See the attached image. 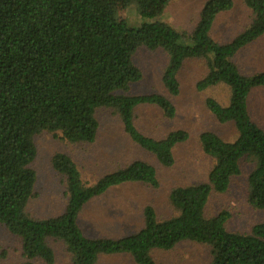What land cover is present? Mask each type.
Wrapping results in <instances>:
<instances>
[{"label":"trees","instance_id":"16d2710c","mask_svg":"<svg viewBox=\"0 0 264 264\" xmlns=\"http://www.w3.org/2000/svg\"><path fill=\"white\" fill-rule=\"evenodd\" d=\"M170 1L0 0V223L20 238L24 259L19 264H34L35 259L52 264L55 254L48 238L66 246L72 264H96L102 254L130 255L135 264H165L154 260L153 250H168L181 241L207 246L209 264H264V220L249 232H236L226 227L228 212L205 214L211 194L228 189L244 158L253 161L247 201L264 210V130L248 111L250 91L264 88V71L245 75L232 60L264 34V0H244L252 20L222 43L210 31L217 15L232 8L233 0H206L190 33L160 18ZM130 4L136 5L142 19L137 25L119 15ZM139 47L167 53L162 82L172 95L179 92L177 72L183 62L205 59L208 71L196 87L203 90L224 83L230 88L227 105L210 97L206 106L220 123L234 124L235 139L202 132L201 148L213 161L207 179L171 189L168 197L178 211L175 216L160 219L152 206H144L143 226L120 238L85 235L77 223L79 212L114 186L140 182L157 187L155 167L135 160L86 185L72 158L57 152L51 165L64 176L65 207L55 216L31 217L26 205L36 180L31 167L37 153L35 134L58 131L71 143H91L99 107L113 108L132 141L154 154L162 166L173 165L174 147L189 134L178 129L153 138L134 123V111L141 105L158 107L168 118L175 115L164 94H128L129 85L142 77L132 60Z\"/></svg>","mask_w":264,"mask_h":264},{"label":"rangeland","instance_id":"374dc122","mask_svg":"<svg viewBox=\"0 0 264 264\" xmlns=\"http://www.w3.org/2000/svg\"><path fill=\"white\" fill-rule=\"evenodd\" d=\"M206 0H171L161 19L179 31L190 33L195 27L203 3ZM129 25H137L141 17L135 4H130L119 13ZM252 12L244 0H233L230 10L217 15L210 35L218 42H226L242 31L252 20ZM134 64L141 70L140 80L131 83L128 94H164L173 103L175 115L164 116L155 106L141 105L134 111V123L146 136L164 137L168 132L184 130L189 136L174 149V163L162 166L156 156L132 141L118 113L111 107H99L95 111L98 121L97 136L91 143H71L58 131L42 130L35 134L37 149L31 167L36 173L34 195L28 200L26 212L33 218H47L60 214L67 201L64 176L55 171L51 158L57 152L69 155L76 163L81 179L93 185L103 175L127 166L135 160L150 163L156 169L159 185L152 187L144 183H128L110 188L103 195L93 198L82 207L77 222L88 236L120 238L139 230L144 224V206L153 207L160 219L175 216L178 211L169 202L173 187L203 182L213 164L212 158L201 148L199 136L211 131L224 140L235 139L237 131L232 122L220 123L206 106L207 98H214L227 105L230 88L224 83L203 90L197 89V81L208 71L206 60L187 59L177 72L179 92L172 95L164 87L162 73L168 63V55L160 48L139 47L132 56ZM241 73L251 75L264 71V34L240 49L232 58ZM248 111L252 120L264 130V88L257 87L248 96ZM253 161L244 158L240 162L241 172L232 177L228 189L223 193H212L205 207V214L213 216L220 211L229 213L226 227L231 231L249 232L253 224L264 220V210L254 209L247 201V176ZM55 261L52 264H72L66 246L59 240L48 238ZM157 263L165 264H209L207 246L181 241L168 250H153ZM20 238L0 223V264H19ZM34 264H46L35 259ZM96 264H135L130 255H100Z\"/></svg>","mask_w":264,"mask_h":264},{"label":"crops","instance_id":"0c3cea01","mask_svg":"<svg viewBox=\"0 0 264 264\" xmlns=\"http://www.w3.org/2000/svg\"><path fill=\"white\" fill-rule=\"evenodd\" d=\"M96 136H97V134H96ZM133 183H139V182H133ZM133 183H128V185H132ZM111 188H112V187H111ZM108 190H109V189H108ZM108 190H107V191H108ZM107 191H106V192H107ZM106 192H105V193H106ZM103 194H104V193H103ZM103 194H102V195H103ZM100 196H101V195H100ZM97 197H99V196H97ZM95 198H96V197H95ZM80 211H81V210H80ZM79 213H80V212H79ZM78 216H79V215H78ZM77 223H78V222H77ZM78 225H79V224H78ZM79 226H80V225H79ZM142 226H143V225H142ZM82 230H83V229H82ZM83 232H84V230H83ZM130 233H131V232H130ZM84 234L87 235L85 232H84ZM127 234H129V233H127ZM125 235H126V234H125ZM87 236H88V235H87ZM89 237H98V236H89Z\"/></svg>","mask_w":264,"mask_h":264}]
</instances>
